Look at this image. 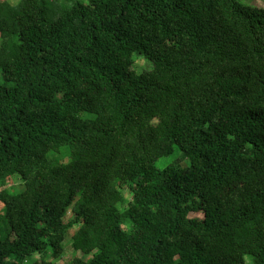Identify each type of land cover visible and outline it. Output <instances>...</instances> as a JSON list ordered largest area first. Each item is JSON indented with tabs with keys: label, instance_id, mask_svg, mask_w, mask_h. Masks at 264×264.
I'll list each match as a JSON object with an SVG mask.
<instances>
[{
	"label": "trees",
	"instance_id": "trees-1",
	"mask_svg": "<svg viewBox=\"0 0 264 264\" xmlns=\"http://www.w3.org/2000/svg\"><path fill=\"white\" fill-rule=\"evenodd\" d=\"M0 205V264H264V8L0 0Z\"/></svg>",
	"mask_w": 264,
	"mask_h": 264
},
{
	"label": "rangeland",
	"instance_id": "rangeland-1",
	"mask_svg": "<svg viewBox=\"0 0 264 264\" xmlns=\"http://www.w3.org/2000/svg\"><path fill=\"white\" fill-rule=\"evenodd\" d=\"M9 4L11 5H15L19 0H6ZM238 2L244 4V5H248V6H253V7H258V8H264V0H237ZM135 66H136V69L137 71H141L143 69H146L147 67V64L143 61V60H136L135 61ZM48 157L49 158H52V154H48ZM172 159L171 156L169 157H163L161 159H159L156 163V167L157 168H163L167 163L170 162V160ZM65 160V159H64ZM20 179L19 178H14L13 179V182H9L8 183V186L10 185H14L15 188L17 189V187H19V183H20ZM124 190V195H127V189L123 188ZM0 209H1V205H0ZM76 231V229H71L67 236H66V239H65V244H64V252L62 254V256L55 261V264H67L68 261L70 259L73 258L74 255H78L77 253H74L70 247V243H69V240L72 236V234ZM38 259V257H32L28 260V262H26L25 264H31L33 263L34 261H36Z\"/></svg>",
	"mask_w": 264,
	"mask_h": 264
}]
</instances>
